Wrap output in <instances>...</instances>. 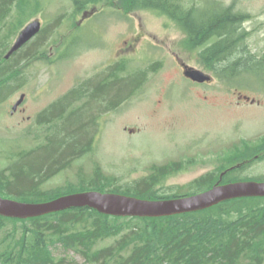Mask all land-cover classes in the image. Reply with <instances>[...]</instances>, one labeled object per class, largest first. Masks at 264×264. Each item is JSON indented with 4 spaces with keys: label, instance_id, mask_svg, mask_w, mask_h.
I'll return each instance as SVG.
<instances>
[{
    "label": "rangeland",
    "instance_id": "rangeland-1",
    "mask_svg": "<svg viewBox=\"0 0 264 264\" xmlns=\"http://www.w3.org/2000/svg\"><path fill=\"white\" fill-rule=\"evenodd\" d=\"M178 1L188 9L207 11L198 16L202 18L219 8L240 15L242 39L234 58L251 55L264 62V0ZM25 2L32 5L25 25L35 19L42 22L43 46L20 67L10 93L0 102V172L11 165L18 169L29 159L44 160L51 139L57 142L63 132L71 134L77 118L86 114L76 112L42 124L39 114L118 64L125 71L117 78L146 70L141 72L145 78L135 92L125 89L111 109L92 105L89 93L73 101L72 110L91 112V120L86 117L84 123L91 129L90 150L48 176L42 191L55 195L92 184L134 188L153 176L159 178L154 187L158 194H183L194 191L192 184L199 178L213 173L218 179L222 171L246 159L237 177L264 180V147L258 149L264 145V72L223 81L202 64L205 45L188 47L176 21L140 0L95 2L77 13L73 0ZM182 63L211 74L212 81L199 84L186 78ZM22 94L24 100L14 112ZM241 94L259 102L239 99ZM79 129L76 135L85 136L86 129ZM170 165L173 170L162 175L159 170ZM11 227L7 224L0 239L9 236ZM118 238H106L98 247ZM53 252L57 258L85 264L76 251L55 246Z\"/></svg>",
    "mask_w": 264,
    "mask_h": 264
},
{
    "label": "trees",
    "instance_id": "trees-1",
    "mask_svg": "<svg viewBox=\"0 0 264 264\" xmlns=\"http://www.w3.org/2000/svg\"><path fill=\"white\" fill-rule=\"evenodd\" d=\"M25 1L0 0V102L10 93V82L17 79L20 67L34 58L43 46L41 37L45 30L42 28L34 42L28 45L31 40L10 58L5 57L12 46L13 37L25 25L27 11L32 7L31 3ZM100 1L106 0H73L75 12ZM140 1L143 5L162 9L172 17L185 21L189 33L186 45H205L200 54L202 64L215 71L223 81L230 83L241 74L258 76L264 72L262 60L240 54L234 58L242 39L240 15L219 8L209 12L213 14L210 17L194 18L189 14L188 7L186 9V5L178 0ZM206 12L201 11L200 15L206 16ZM213 38L215 40L210 43ZM111 69L122 71L125 66L117 64ZM131 76L122 78L119 83L103 86H98V83L89 87L92 105L111 108L120 100V94L125 89L135 92L141 84L140 75L139 78ZM61 110L62 107L53 112L49 117L50 122L55 121ZM83 114L86 116L82 120L80 116L77 118L79 123L74 125L71 134L65 131L60 141L51 139L49 145L44 147L48 154L44 160L37 162V158L29 159L23 161L18 169L13 170L11 165L2 170L0 195L26 202H43L69 193L98 190L147 199H168L205 191L219 182L223 173L221 183L253 180L237 177L236 171L242 167L240 162L222 171L218 179L213 173L199 178L192 184L196 189L183 194H158L154 187L159 178L153 176L142 179L134 188H108L92 184L65 190L62 194H48L40 189L45 179L62 168L69 159L90 150L88 141L91 129H87L84 123L86 117L91 120V112L87 108ZM81 127L86 129L85 136L76 135ZM173 167L170 165L159 171L165 175ZM10 223L9 236L0 239V264H77L66 256L57 258L53 252L55 246L62 247L66 252L76 251L85 258V264H264V197L238 198L202 211L159 218L115 217L89 207L29 219L0 215V233ZM19 224H22L21 228ZM112 236L119 238L111 245L98 247L101 241Z\"/></svg>",
    "mask_w": 264,
    "mask_h": 264
},
{
    "label": "water",
    "instance_id": "water-1",
    "mask_svg": "<svg viewBox=\"0 0 264 264\" xmlns=\"http://www.w3.org/2000/svg\"><path fill=\"white\" fill-rule=\"evenodd\" d=\"M41 31L42 22L39 19L26 24L7 52L6 59L33 40ZM183 66L185 76L192 81L198 83L212 81V76L205 71L187 64ZM24 97L25 95L22 94L13 107L14 110L23 102ZM244 98L250 100L248 96ZM223 175L224 173L218 183L205 191L168 199H147L98 190L69 193L43 202H26L0 195V215L8 218L29 219L72 208L89 207L115 217L159 218L202 211L233 199L264 197V181L242 180L221 183Z\"/></svg>",
    "mask_w": 264,
    "mask_h": 264
},
{
    "label": "flooded vegetation",
    "instance_id": "flooded-vegetation-1",
    "mask_svg": "<svg viewBox=\"0 0 264 264\" xmlns=\"http://www.w3.org/2000/svg\"><path fill=\"white\" fill-rule=\"evenodd\" d=\"M188 7V6H187ZM186 7V8H187ZM191 9H193V11L191 10ZM189 10V14L190 15H192V17H197V16H200V14H201V11L200 10H198V11H196L195 10V8H189L188 9ZM164 13H165V15H167V16H169L171 19H173L174 21H176L177 23H178V25L184 30V33H185V36H186V38H185V42H186V40L188 39V37H189V33H188V31H187V29H186V22L185 21H183V20H181V19H179V18H175V17H172L170 14H168L166 11H164V10H162ZM228 11H230L231 13H232V11L231 10H228ZM195 15V16H194ZM199 18H201V17H199ZM42 28H43V25H42ZM240 29V31H241V27H239ZM202 52V51H201ZM200 52V53H201ZM182 65H184L183 63H182ZM184 67V66H183ZM125 70H122V71H120V70H112V69H110L109 70V72H106L107 73V75L106 74H104V72H103V74H104V76L106 75V77L104 78V76L102 77V78H100V75L101 74H99V76L94 80V81H92V82H86V84H83V85H81L80 87H78V88H75V89H73V90H71L68 94H66L63 98H61L60 100H58V101H56L55 103H53L52 105H50L46 110H44L43 112H41L40 114H39V116H38V121H39V123H44V122H50V119H49V117L50 116H52V114H53V112H56L58 109H60L61 107H62V110H61V112L59 113V115H57L56 117L58 118V116H60L59 118H61V116L62 115H64L63 117H69V116H71V115H73V114H76V112H85V110H83V109H81L80 111H77V110H72V108H73V100H78V99H80L82 96H85L86 95V97H87V94H88V88L89 87H91V86H97V84L99 83V85L98 86H103V85H110V84H113V83H119V82H121V79L120 78H117L118 77V75H120V72H124ZM184 73V72H183ZM207 73V72H206ZM209 74V73H208ZM132 76L131 77H136V76H139L140 75V81H139V84L140 83H142V77L144 76V78H145V74L144 73H135V74H131ZM185 75V74H184ZM211 75V74H210ZM128 76H130V75H128ZM186 77V76H185ZM186 78H188V77H186ZM188 79H190V78H188ZM98 80V81H97ZM97 81V82H96ZM209 82H211V81H209ZM209 82H204V83H199V84H205V83H209ZM198 83V82H197ZM22 96V95H21ZM243 96V97H242ZM244 96H248V95H239V99H246V98H244ZM248 97H250V96H248ZM87 99H90L89 97L87 98ZM246 100H248V101H250L251 103H257V102H259L256 98H252V97H250V100L249 99H246ZM254 100V101H253ZM71 101V102H70ZM89 101V100H88ZM88 101H87V103H88ZM118 103H120L119 101L116 103V104H118ZM65 105V107L63 108V106ZM15 106V105H14ZM13 106V107H14ZM20 106H21V104L20 105H18V107L14 110L13 109V111L15 112L16 110H18L19 108H20ZM115 105H113L112 107H114ZM111 107V108H112ZM111 108H108V109H111ZM13 111H12V113H13ZM53 118V117H52ZM51 118V119H52ZM57 118H55V119H57ZM47 119H49V120H47ZM131 132L132 131H134V129H131L130 130ZM262 147H264V145L263 146H260V147H258V149L259 148H262ZM256 157H257V155H256ZM255 157V158H256ZM248 162V160L246 159V160H244L242 163H241V165H244V164H246ZM221 180V179H220ZM218 183V182H217Z\"/></svg>",
    "mask_w": 264,
    "mask_h": 264
},
{
    "label": "bare ground",
    "instance_id": "bare-ground-1",
    "mask_svg": "<svg viewBox=\"0 0 264 264\" xmlns=\"http://www.w3.org/2000/svg\"><path fill=\"white\" fill-rule=\"evenodd\" d=\"M73 101H75V100H73ZM71 102V101H70Z\"/></svg>",
    "mask_w": 264,
    "mask_h": 264
}]
</instances>
